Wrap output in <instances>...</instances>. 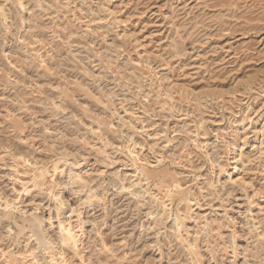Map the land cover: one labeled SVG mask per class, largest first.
Listing matches in <instances>:
<instances>
[{
	"label": "rangeland",
	"instance_id": "374dc122",
	"mask_svg": "<svg viewBox=\"0 0 264 264\" xmlns=\"http://www.w3.org/2000/svg\"><path fill=\"white\" fill-rule=\"evenodd\" d=\"M0 264H264V0H0Z\"/></svg>",
	"mask_w": 264,
	"mask_h": 264
},
{
	"label": "water",
	"instance_id": "95a60500",
	"mask_svg": "<svg viewBox=\"0 0 264 264\" xmlns=\"http://www.w3.org/2000/svg\"><path fill=\"white\" fill-rule=\"evenodd\" d=\"M41 234V233H40ZM41 238L43 239V235L41 234Z\"/></svg>",
	"mask_w": 264,
	"mask_h": 264
},
{
	"label": "bare ground",
	"instance_id": "6f19581e",
	"mask_svg": "<svg viewBox=\"0 0 264 264\" xmlns=\"http://www.w3.org/2000/svg\"><path fill=\"white\" fill-rule=\"evenodd\" d=\"M41 225V224H40ZM35 239V238H34Z\"/></svg>",
	"mask_w": 264,
	"mask_h": 264
}]
</instances>
